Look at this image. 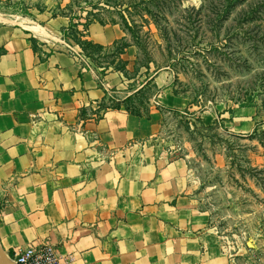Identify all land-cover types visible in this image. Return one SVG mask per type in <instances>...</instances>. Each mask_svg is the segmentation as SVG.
Segmentation results:
<instances>
[{
	"label": "crops",
	"instance_id": "1",
	"mask_svg": "<svg viewBox=\"0 0 264 264\" xmlns=\"http://www.w3.org/2000/svg\"><path fill=\"white\" fill-rule=\"evenodd\" d=\"M44 14L57 33L70 20ZM89 31L105 47L125 36L118 23L93 21ZM33 35L19 22L0 23L4 250L50 242L70 255L67 264H230L196 174L160 140V100L177 98L160 92V70L132 76L133 44L119 55L125 67L100 71L46 41L40 54ZM149 85L157 88L149 116L122 105L96 117L102 101Z\"/></svg>",
	"mask_w": 264,
	"mask_h": 264
},
{
	"label": "rangeland",
	"instance_id": "2",
	"mask_svg": "<svg viewBox=\"0 0 264 264\" xmlns=\"http://www.w3.org/2000/svg\"><path fill=\"white\" fill-rule=\"evenodd\" d=\"M48 10L76 23L88 16L118 23L125 36L83 49L76 28L57 33L46 25ZM4 21L41 26L45 32L32 30L40 54L46 41L100 71L125 67L120 54L135 45L131 75L160 70L167 81L160 92L177 97L153 102L162 113L160 140L196 174L230 264H264V0H0ZM156 89L147 86L134 104L149 111Z\"/></svg>",
	"mask_w": 264,
	"mask_h": 264
},
{
	"label": "trees",
	"instance_id": "3",
	"mask_svg": "<svg viewBox=\"0 0 264 264\" xmlns=\"http://www.w3.org/2000/svg\"><path fill=\"white\" fill-rule=\"evenodd\" d=\"M76 17L74 15H72L70 17V21L68 23V25L65 27V30L68 29H73L76 28L78 33L83 37L80 40V45L81 47H83V49L85 48H94L97 50H102L104 49V45L101 44L100 42L95 41L94 39H92V37L90 36V31H89V27L90 24L94 21L93 18H88L86 17L85 21H78L77 23L75 22ZM81 24V28L78 27V25ZM90 56V54H88ZM141 91H143V89L138 90L135 94H131L128 95L127 97L123 98V99H119V100H112V101H102V103L99 105L98 110L96 111L97 115L96 117L99 118L101 116L104 115V112L107 108L109 107H121L122 105L129 111L136 113V114H143V115H147L149 116L150 113L148 110L145 111H141L135 104H134V99L138 97V95L141 93Z\"/></svg>",
	"mask_w": 264,
	"mask_h": 264
},
{
	"label": "built area",
	"instance_id": "4",
	"mask_svg": "<svg viewBox=\"0 0 264 264\" xmlns=\"http://www.w3.org/2000/svg\"><path fill=\"white\" fill-rule=\"evenodd\" d=\"M77 53V55L80 54L78 51ZM87 64L88 66L91 65L89 62H87ZM9 257L15 264H67L71 259L70 255L64 256L59 249L50 242L42 245H26L18 249L12 255H9Z\"/></svg>",
	"mask_w": 264,
	"mask_h": 264
},
{
	"label": "water",
	"instance_id": "5",
	"mask_svg": "<svg viewBox=\"0 0 264 264\" xmlns=\"http://www.w3.org/2000/svg\"><path fill=\"white\" fill-rule=\"evenodd\" d=\"M0 264H15L0 243Z\"/></svg>",
	"mask_w": 264,
	"mask_h": 264
},
{
	"label": "bare ground",
	"instance_id": "6",
	"mask_svg": "<svg viewBox=\"0 0 264 264\" xmlns=\"http://www.w3.org/2000/svg\"><path fill=\"white\" fill-rule=\"evenodd\" d=\"M2 17V16H1ZM3 18V17H2ZM8 19V18H7ZM9 20V19H8ZM27 28H30V29H32V30H34V31H37V32H42L43 33V31H44V29L41 27V26H39V25H37V24H26L25 25ZM45 32V31H44ZM48 35V34H47Z\"/></svg>",
	"mask_w": 264,
	"mask_h": 264
}]
</instances>
